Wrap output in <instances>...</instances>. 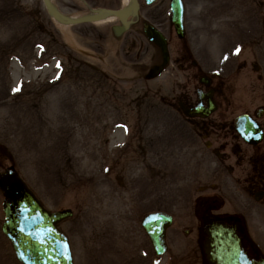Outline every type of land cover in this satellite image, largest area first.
Instances as JSON below:
<instances>
[{
	"label": "flooded vegetation",
	"instance_id": "flooded-vegetation-1",
	"mask_svg": "<svg viewBox=\"0 0 264 264\" xmlns=\"http://www.w3.org/2000/svg\"><path fill=\"white\" fill-rule=\"evenodd\" d=\"M200 1L195 0L194 13L186 0H182V38L178 37L172 22L171 0H155L150 4L138 0V11L130 18L128 30L122 35L129 34L124 43H118L110 28V39L97 45L91 54H79L73 60L67 55L68 64L77 63L82 77L104 78L111 63L113 75L104 83L124 86L119 88L123 94L121 99L111 100L116 109H104L100 104L93 111H82L81 119L88 116V122L94 127L89 134L92 141L80 144L81 161L82 165L89 163L88 158L93 157L87 156L92 154L94 159L98 157L96 164L104 163L103 172L94 175L95 182L111 192L117 205L123 206L124 200L119 203L117 198L122 196L130 207L135 205L141 210L145 204L133 202L128 194L140 199L149 196L150 191L154 194L155 180L160 183L159 189H155L156 195L164 196L166 187H170L176 197H182L179 191L182 187L190 194L191 215L184 223L188 229H175L172 221L165 232L164 256L169 258L162 264H205L201 250L205 216L227 227L238 225L247 254L254 259H264V67H261L264 66V7L261 0H248L251 13L246 21L250 22L252 30L248 36L250 52L237 54L236 50L241 48L235 47L228 52L230 57L234 56L233 61H222L214 60L208 46L198 45L197 37L194 39L196 21L199 22L197 29L208 35L213 28L220 27L217 22H223L227 12H236L229 20L240 38L246 27L242 13L245 8L239 1L231 5L227 0L203 5L204 1ZM198 6L202 13H197ZM143 24L152 26L166 41L167 62L162 72L152 78L146 76L151 68L160 66L164 58L161 49L145 37ZM238 45L244 46L241 41ZM132 62L143 67L139 77L119 78L116 75L122 70L119 66ZM134 81L144 82L139 105L133 99L127 100L132 95L129 90ZM255 81L261 84L260 90L254 86ZM152 98L165 109L149 106ZM240 116L244 118L241 132L235 123ZM118 133H121V141L115 140ZM181 163L185 170L183 186H179L177 178L173 179ZM125 171L130 178L121 182ZM125 181L129 186L136 183L140 187L136 188L135 184L133 190L125 189ZM251 224L254 235L250 232ZM187 234L188 238H180ZM192 235L194 238H190ZM138 242L132 243L137 247L128 264H144L150 244L148 240L143 245ZM156 259L159 264L160 257Z\"/></svg>",
	"mask_w": 264,
	"mask_h": 264
},
{
	"label": "rangeland",
	"instance_id": "rangeland-1",
	"mask_svg": "<svg viewBox=\"0 0 264 264\" xmlns=\"http://www.w3.org/2000/svg\"><path fill=\"white\" fill-rule=\"evenodd\" d=\"M201 1L202 5L208 2ZM227 1L230 5L239 1L240 6H246V13L250 17L248 0ZM52 2L63 15L70 17L87 15L96 9H117L124 5L125 0ZM186 3L189 10L196 13L195 0H186ZM197 13H202L200 6L197 7ZM262 13L264 14V10ZM233 14L236 12H227L228 16L223 17V22H217L221 26L220 30H213L217 36L209 33L202 40L213 57L233 44L231 38L235 36V32L229 27V16ZM113 23L62 26L50 19L42 0H0V172L5 169L17 171L49 211H72V217L59 224V229L69 241L73 264H128L137 247L132 243L141 239L139 242L143 245L146 241V236L142 230L139 232L138 227V221L146 213L154 210L170 213L175 229H186L184 223L191 215L192 198L183 187L179 188L182 197H176L170 187H166L165 195L160 196L158 192L155 194V189L158 190L160 186L155 180L154 194L150 191L151 195L144 196L143 199L128 194L133 197V202L145 204L143 209L137 210V206L130 207L128 201L121 199L122 196L117 198L119 203L124 200L123 206L117 205L111 192L97 185L92 174L102 173L105 167L103 162L102 165L95 163L98 157L94 159L91 154L87 157L93 159L88 158L89 163L83 162L82 165L83 150L80 144L92 141L89 134L94 127L88 122V116L81 119L82 111H93L100 104L104 105V109H116L111 100L121 99L123 94L119 88L124 86H108L104 83L109 81L112 74L111 68L114 65L111 63L108 64L104 78L97 75L82 77L77 63L68 64L66 58L70 55L69 58L73 60L79 54H91L97 45L106 43L110 39V26ZM201 23L206 22L201 20ZM198 24L196 21L193 28L194 39L201 33L197 29ZM245 25L242 33L248 36L251 34L250 22L247 21ZM115 38L118 43H124L129 34ZM218 42L225 47L217 45ZM225 55L229 56L228 53ZM129 63L119 66L122 69L116 72L119 78H137L142 73L143 67L140 64ZM96 83H99L98 86ZM143 84V81L133 82L129 90L132 95L128 96V101L133 99L136 105L142 103ZM258 84L255 81L254 86L260 90L262 86ZM17 88L19 91H14ZM150 105L157 110L165 109L154 98ZM115 137V140L121 141V133ZM175 174L173 179L177 178L179 186H183L185 170L182 163ZM129 178V172L125 171L121 182ZM135 184L131 183L129 186L125 181L124 187L133 190ZM2 201L3 196L0 194V223L3 218ZM116 208L122 209L119 211ZM254 230L251 224L252 235ZM184 237L188 238V234L180 238ZM190 238H194V235ZM178 249L182 247L178 246ZM189 257L191 256L187 258ZM166 258L169 256H163L159 264L165 262ZM0 264H17L1 235Z\"/></svg>",
	"mask_w": 264,
	"mask_h": 264
},
{
	"label": "water",
	"instance_id": "water-1",
	"mask_svg": "<svg viewBox=\"0 0 264 264\" xmlns=\"http://www.w3.org/2000/svg\"><path fill=\"white\" fill-rule=\"evenodd\" d=\"M42 1L49 16L62 25L94 23L113 16L123 25L113 27L116 35L127 28V17L138 8L137 1L131 0L128 6L119 10L103 9L85 17L70 18L62 15L51 0ZM171 4L173 22L179 36H182L181 0H171ZM144 32L164 53L166 44L159 33L147 26ZM240 121L239 118L236 123L241 124ZM0 193L4 196V223L1 230L21 264H73L67 238L57 228L61 221L71 216L70 211L50 213L45 210L18 174L10 169L0 173ZM205 222L202 249L206 264H264L262 259L248 257L236 229L227 228L223 223L208 217ZM170 223L171 217L163 213L150 214L142 221V227L158 255L165 251L164 234Z\"/></svg>",
	"mask_w": 264,
	"mask_h": 264
},
{
	"label": "bare ground",
	"instance_id": "bare-ground-1",
	"mask_svg": "<svg viewBox=\"0 0 264 264\" xmlns=\"http://www.w3.org/2000/svg\"><path fill=\"white\" fill-rule=\"evenodd\" d=\"M128 3H129V1H128V0H125L124 5H125V4L127 5ZM113 20H114L113 17H108V18H106L105 20H103V22H104V23H105V22L109 23V22H113Z\"/></svg>",
	"mask_w": 264,
	"mask_h": 264
},
{
	"label": "snow or ice",
	"instance_id": "snow-or-ice-1",
	"mask_svg": "<svg viewBox=\"0 0 264 264\" xmlns=\"http://www.w3.org/2000/svg\"><path fill=\"white\" fill-rule=\"evenodd\" d=\"M239 49L236 50L237 54H239ZM14 91H19V88L15 89Z\"/></svg>",
	"mask_w": 264,
	"mask_h": 264
}]
</instances>
